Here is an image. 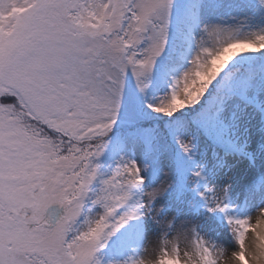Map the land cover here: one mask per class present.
<instances>
[{"label": "snow or ice", "instance_id": "snow-or-ice-1", "mask_svg": "<svg viewBox=\"0 0 264 264\" xmlns=\"http://www.w3.org/2000/svg\"><path fill=\"white\" fill-rule=\"evenodd\" d=\"M222 6V0H0V264H102L98 253L129 221L157 220L163 206L155 202L174 184L162 165L177 167L178 160L148 121L167 118V135L189 157L195 142L186 133L193 127L215 138L225 155L247 152L246 142L225 140L222 129L226 113L234 118L250 106L264 113V69L252 64L264 60V27L244 32L213 19ZM254 6L264 11V0ZM169 77L165 95H153L154 82ZM125 125L143 162L122 156L93 200L103 212L85 215L100 175L94 161L121 143L113 132ZM200 195L210 211L227 215L238 244L232 264H264V206L233 216L226 190ZM54 205L64 210L58 218ZM155 248L158 257L135 254L109 264H222V251L184 231Z\"/></svg>", "mask_w": 264, "mask_h": 264}, {"label": "rangeland", "instance_id": "rangeland-1", "mask_svg": "<svg viewBox=\"0 0 264 264\" xmlns=\"http://www.w3.org/2000/svg\"><path fill=\"white\" fill-rule=\"evenodd\" d=\"M223 6L212 14L213 19L223 17L230 24L239 25L244 32L259 30L264 27V11L255 5V0H222ZM205 15H208L206 12ZM247 17V19H245ZM259 56L260 54H246ZM259 60V59H257ZM264 63V60H262ZM261 66V65H260ZM264 65H262V68ZM159 78L152 85L158 84ZM155 91L153 95L162 97L165 95ZM121 128V127H120ZM123 128H128L127 125ZM186 135L191 134L188 132ZM225 140L235 142L238 145L247 143V152L240 154L233 151L225 155V148L216 147L213 151L204 150L205 141L199 138L195 142L197 157L200 164L198 170L202 171L199 178L190 176L186 179L178 178L173 165L167 160L162 167L171 171L174 181L172 188L165 196L158 198L156 207L163 206V211L153 220L151 215L145 216L144 225L140 226L133 244V255L148 254L149 257H158L157 247L164 238H172L178 231H184L189 238L198 235L210 242L218 250L222 251V264H230L231 251L238 247L235 233L228 223L227 215L220 211H210V205L200 193L208 189L217 195L224 194L225 190L230 200L228 215L245 216L255 213L257 207L264 206V184H258L257 178L264 176V113L257 107L250 106L247 110H239L234 118L226 113L225 126L222 129ZM122 139L116 151L119 163L122 156H131L143 162L144 157L138 149L133 147L134 137L122 132ZM164 140V138H162ZM166 143L164 147L170 155L178 157V152ZM155 165L149 168L145 175L146 183H153ZM187 183L192 190L184 187ZM146 191L147 186H144ZM147 198V197H146ZM55 209V217L63 214L60 205L52 206ZM102 206L87 208V215L102 213ZM194 229V231H193ZM113 261L121 260L112 257Z\"/></svg>", "mask_w": 264, "mask_h": 264}, {"label": "trees", "instance_id": "trees-1", "mask_svg": "<svg viewBox=\"0 0 264 264\" xmlns=\"http://www.w3.org/2000/svg\"><path fill=\"white\" fill-rule=\"evenodd\" d=\"M262 63V60H257L254 59L252 64H253V69L256 72H260V64ZM168 79L165 80H158V84H156L154 87H152L153 93H155V91H158L159 93L163 94L162 92H166L169 90V84H168ZM167 118H165L166 120ZM165 120H152V121H148L147 124L151 125L153 128H155L159 138H160V142L161 144L164 146L165 143H169L171 145H173L175 148H178V145H176L170 138V136L167 135V127H166V122ZM119 130V131H118ZM114 129L113 135L118 139L121 140V136H120V129ZM130 131H132L130 129ZM191 136L194 138H199L200 136H202V130L197 129L195 127L191 128L190 131ZM162 137H164V141H162ZM208 138V139H207ZM206 141L207 143H212V138L209 134V137H207ZM114 144L116 143V141L113 142ZM119 146V145H118ZM117 147H113V145H110L108 149L105 150V152L100 156L97 157L94 161V163L99 164V173L100 175H98L97 179L93 182V184L90 186V192L88 197L86 198L85 204H84V210L86 207H93L99 204H94L93 200L95 199V196L97 193H99L103 187L102 184V180L104 178H106L108 175L111 174V172L115 169V166H111L112 162L114 160H116V149ZM207 149H210V144H206L205 145ZM186 155V154H185ZM187 156V155H186ZM188 159L193 160V156L189 157L187 156ZM184 171H190V170H195V168L193 166H191V162L190 163H183V166L181 168ZM190 169V170H189ZM137 195L139 196L140 193L138 192ZM85 215H86V210H85ZM143 218V217H142ZM138 220H131L129 221V223L127 225H125L118 233L116 236H114L112 238V240H110L108 242V246L101 249L100 252L98 253V255L101 258V262L102 264H109L111 260L110 255L113 254L114 256H119L123 259L127 258L128 256L132 255V245H131V241L134 238V233L137 229V227L142 223L141 219ZM121 238H124L126 240V243H124L122 246L119 244V240Z\"/></svg>", "mask_w": 264, "mask_h": 264}, {"label": "clouds", "instance_id": "clouds-1", "mask_svg": "<svg viewBox=\"0 0 264 264\" xmlns=\"http://www.w3.org/2000/svg\"><path fill=\"white\" fill-rule=\"evenodd\" d=\"M230 264H232V262H230Z\"/></svg>", "mask_w": 264, "mask_h": 264}]
</instances>
